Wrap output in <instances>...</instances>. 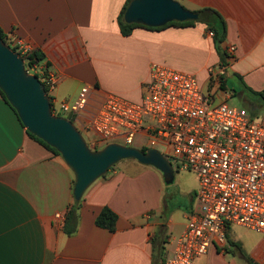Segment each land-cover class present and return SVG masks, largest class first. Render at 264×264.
I'll return each instance as SVG.
<instances>
[{
	"label": "crops",
	"instance_id": "1",
	"mask_svg": "<svg viewBox=\"0 0 264 264\" xmlns=\"http://www.w3.org/2000/svg\"><path fill=\"white\" fill-rule=\"evenodd\" d=\"M177 1L189 11L209 9L222 16L227 86L216 96L238 97L253 120L264 122V114L256 113L264 112V0ZM126 2L0 0V29L12 46L19 42L44 54L30 74L41 81L54 78L50 96L56 103L74 101L84 87L94 88L98 98L115 94L140 103L154 63L209 87L210 70L222 66L207 26L139 27L125 37L118 20ZM138 137L143 142L135 140L133 147L142 149L147 138ZM74 185L75 175L62 157L32 139L0 96V264H164L186 229L198 192L192 172L174 170L167 186L157 169L125 160L86 191L76 231L69 235L65 218L75 203ZM104 208L117 215L113 232L95 224ZM57 214L63 218L57 220ZM263 261L264 241L249 255L229 237L224 251L214 249L199 259L203 264Z\"/></svg>",
	"mask_w": 264,
	"mask_h": 264
},
{
	"label": "built area",
	"instance_id": "2",
	"mask_svg": "<svg viewBox=\"0 0 264 264\" xmlns=\"http://www.w3.org/2000/svg\"><path fill=\"white\" fill-rule=\"evenodd\" d=\"M14 47L21 56L29 53L19 42ZM224 74V67L210 70L213 87L207 96L196 77L154 63L140 103L115 94L98 98L92 87L82 88L72 102L56 103L50 96L54 78L41 81L53 114L72 118L67 119L84 138L92 134L93 140L87 142L92 150L100 142L118 143L114 140L132 147L144 135L145 148L176 161L174 170L197 176L196 207L164 264H203L199 259L212 250L224 251L231 225L264 236V122L230 107L229 96L214 101ZM62 218L56 215L57 220Z\"/></svg>",
	"mask_w": 264,
	"mask_h": 264
},
{
	"label": "water",
	"instance_id": "3",
	"mask_svg": "<svg viewBox=\"0 0 264 264\" xmlns=\"http://www.w3.org/2000/svg\"><path fill=\"white\" fill-rule=\"evenodd\" d=\"M198 19V14L185 9L177 0H132L124 14L126 23L151 29ZM0 91L27 132L55 149L72 170L76 202L82 200L95 182L125 160L157 169L167 185L174 182L171 162L155 149L142 151L133 146L110 143L100 150H92L73 122L53 114L45 86L36 75L27 71L23 57L4 42L1 34Z\"/></svg>",
	"mask_w": 264,
	"mask_h": 264
},
{
	"label": "trees",
	"instance_id": "4",
	"mask_svg": "<svg viewBox=\"0 0 264 264\" xmlns=\"http://www.w3.org/2000/svg\"><path fill=\"white\" fill-rule=\"evenodd\" d=\"M131 1L132 0H127L126 4L124 5V7L122 9V12L119 16V20H118L121 34L125 37L130 36L133 33V30L135 28L142 27V26L136 25V24H128L124 20L125 11L128 8ZM195 13L199 15V19L197 21H187V22H183V23L172 22V23H169L166 26L161 27V28H156V29L146 28V29L153 30V31H160V30L167 28V27H170V26L188 27V26L195 25V23H197V22L203 23L207 26L209 32L213 33V39L215 41L216 49H217V52H218L220 60H221V66L224 67L226 65L227 58L229 57L228 53L222 49V44L226 39V23H225L224 19L222 18V16L218 12H216L214 10L203 9V10H199ZM143 28H145V27H143ZM0 34H1V38L4 40V42L6 44H8L14 51L17 52V49L14 46H12L10 42H8L6 34L1 29H0ZM22 57L25 61L26 69H31L32 67L37 66L40 62H42L44 60V54L42 52H37V51L32 52V53L29 52L27 55H24ZM212 83L213 82H211L209 85L210 90L213 87ZM226 86H227V79L225 77H222L221 89L225 90ZM46 91L48 92L47 89H46ZM0 96L7 102L4 94L1 91H0ZM214 101H215V98H214ZM57 116L62 117L61 114H58ZM67 118H69L71 121H73L72 118H70V117H67ZM29 136L32 139H34L35 141L39 142L42 146H44L46 149H48L49 151H51L55 155L60 156V154L55 149L51 148L50 146L45 144L43 141L39 140L38 138H36L35 136H33L31 134H29ZM141 150L146 151L147 148H142ZM80 205H81V202L75 201L74 206L66 214L65 231L69 235H72L76 231V228H77L76 223H77V218H78L77 211H78ZM116 223H117V215L112 210H110L109 208H104L95 220V224L97 227L102 228V229H106V230L111 231V232L115 231ZM227 237H228V235H227Z\"/></svg>",
	"mask_w": 264,
	"mask_h": 264
},
{
	"label": "rangeland",
	"instance_id": "5",
	"mask_svg": "<svg viewBox=\"0 0 264 264\" xmlns=\"http://www.w3.org/2000/svg\"><path fill=\"white\" fill-rule=\"evenodd\" d=\"M30 70V69H27ZM230 87L232 88V84H229ZM212 89V88H211ZM213 91V90H212ZM211 93L210 87H206L205 88V94L208 96ZM226 96H215V101L216 103L222 100H225ZM227 104L230 107H234L236 109L239 110H243L244 108H246V106L239 100L238 97H231L230 100H227ZM247 109V108H246ZM257 115H259V117H262L264 112L263 111H256ZM62 117H64L63 114H61ZM257 123H260L261 120H254ZM94 136H92V134H89L85 137L86 142H89V139H91V141L93 140ZM114 142H118V143H122L120 140H114ZM139 142H143L142 138L137 137L136 139V145H138ZM112 143V142H111ZM107 145L106 142H100L98 143V145L96 146L98 150L104 148ZM146 147V142L144 145V148ZM173 167H175L177 165V162H173L171 163ZM167 186H171L167 185ZM228 237L232 240L238 241L241 244H243L246 252L251 255V253L260 245L262 244V242L264 241V236L258 232H254V231H250L248 229L239 227V226H235V225H231L229 227L228 230Z\"/></svg>",
	"mask_w": 264,
	"mask_h": 264
}]
</instances>
